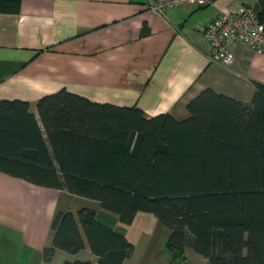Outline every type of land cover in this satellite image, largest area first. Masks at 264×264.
Segmentation results:
<instances>
[{
  "label": "trees",
  "instance_id": "trees-1",
  "mask_svg": "<svg viewBox=\"0 0 264 264\" xmlns=\"http://www.w3.org/2000/svg\"><path fill=\"white\" fill-rule=\"evenodd\" d=\"M21 3L0 0V11L19 13ZM255 8L264 22V0ZM36 109L0 99V172L98 201L127 225L152 213L170 230L169 244L210 264H264L263 83L250 103L206 89L185 120L148 118L137 106L66 88L39 98ZM52 232L46 262L57 249L78 254L88 244L98 264H124L135 248L89 207L58 210Z\"/></svg>",
  "mask_w": 264,
  "mask_h": 264
},
{
  "label": "crops",
  "instance_id": "crops-1",
  "mask_svg": "<svg viewBox=\"0 0 264 264\" xmlns=\"http://www.w3.org/2000/svg\"><path fill=\"white\" fill-rule=\"evenodd\" d=\"M153 1L22 0L19 13L0 11V99L27 100L37 113L39 98L66 88L94 102L137 106L148 118L170 113L177 120L190 116L189 102L206 89L250 103L256 83L264 84V53L234 44L235 61L224 66L212 59L204 28L222 12L255 8L259 0H214L164 13L152 10ZM76 197L0 172V240L14 249L13 264H98L88 244L78 254L57 249L51 262L44 259L57 211L82 207L134 244L124 264H210L191 248L186 259L176 256L170 230L154 214L140 211L127 225L98 201L72 203Z\"/></svg>",
  "mask_w": 264,
  "mask_h": 264
},
{
  "label": "built area",
  "instance_id": "built-area-1",
  "mask_svg": "<svg viewBox=\"0 0 264 264\" xmlns=\"http://www.w3.org/2000/svg\"><path fill=\"white\" fill-rule=\"evenodd\" d=\"M213 3L214 0H155L151 8L164 13L185 4L205 7ZM204 33L213 52L212 59L224 66H231L235 61L234 44L242 43L257 53H264V22L254 7L222 12L206 24Z\"/></svg>",
  "mask_w": 264,
  "mask_h": 264
},
{
  "label": "rangeland",
  "instance_id": "rangeland-1",
  "mask_svg": "<svg viewBox=\"0 0 264 264\" xmlns=\"http://www.w3.org/2000/svg\"><path fill=\"white\" fill-rule=\"evenodd\" d=\"M81 200H83V197H76V199H74V202H72V203H75L77 201L80 202ZM83 205H85V204H82L81 206H83ZM74 209H77V206H74ZM0 230L5 234V230H3V229H0ZM4 239H5V237H3V235H2L1 240H0V263L6 262L8 264H13L11 257H12V255L15 254V251H13L14 249L11 247L10 248L5 247V243L3 241Z\"/></svg>",
  "mask_w": 264,
  "mask_h": 264
},
{
  "label": "water",
  "instance_id": "water-1",
  "mask_svg": "<svg viewBox=\"0 0 264 264\" xmlns=\"http://www.w3.org/2000/svg\"><path fill=\"white\" fill-rule=\"evenodd\" d=\"M170 250H172L176 255L180 256L182 259H186V256L183 254V250H179L173 244H169Z\"/></svg>",
  "mask_w": 264,
  "mask_h": 264
}]
</instances>
